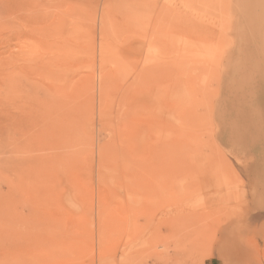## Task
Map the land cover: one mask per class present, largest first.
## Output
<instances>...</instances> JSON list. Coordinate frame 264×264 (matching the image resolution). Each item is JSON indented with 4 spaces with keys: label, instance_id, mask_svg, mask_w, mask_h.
<instances>
[{
    "label": "rangeland",
    "instance_id": "obj_1",
    "mask_svg": "<svg viewBox=\"0 0 264 264\" xmlns=\"http://www.w3.org/2000/svg\"><path fill=\"white\" fill-rule=\"evenodd\" d=\"M190 1L0 0V264H264V0Z\"/></svg>",
    "mask_w": 264,
    "mask_h": 264
},
{
    "label": "bare ground",
    "instance_id": "obj_2",
    "mask_svg": "<svg viewBox=\"0 0 264 264\" xmlns=\"http://www.w3.org/2000/svg\"><path fill=\"white\" fill-rule=\"evenodd\" d=\"M194 0H192V2H193ZM191 2V1H190ZM192 2H191V4H192ZM193 5V4H192ZM199 5V4H198ZM23 53H24V51H23ZM57 87V86H56ZM61 89H62V87H60ZM64 89V88H63ZM56 91H57V89H55ZM59 91V90H58ZM52 94V93H51ZM48 96V95H47ZM53 97V96H52ZM49 100V99H48ZM51 104V103H50ZM60 111V110H59ZM62 155V154H61ZM125 157V156H124ZM152 158V157H151ZM128 159V158H127ZM126 159V160H127ZM132 160V159H131ZM125 162H128V161H125ZM136 162H137V159H136ZM129 164V163H128ZM129 166H130V164H129ZM129 166H127V167H129ZM136 168V167H135ZM132 169H134V168H132ZM137 169V168H136ZM141 169H142V166H141ZM130 170V169H129ZM142 171V170H141ZM146 171H148V170H146ZM129 172V171H128ZM134 172H136V171H134ZM134 172H132V173H134ZM130 173V172H129ZM131 173V174H132ZM145 173V172H144ZM137 172H136V175L135 176H137ZM152 174V173H151ZM141 175V174H140ZM139 174H138V176H140ZM129 176V175H128ZM149 176V175H148ZM138 178H140V177H138ZM141 178H142V176H141ZM131 179V178H130ZM134 179H136V178H134ZM133 180V179H132ZM28 217H29V214H28Z\"/></svg>",
    "mask_w": 264,
    "mask_h": 264
},
{
    "label": "crops",
    "instance_id": "obj_3",
    "mask_svg": "<svg viewBox=\"0 0 264 264\" xmlns=\"http://www.w3.org/2000/svg\"><path fill=\"white\" fill-rule=\"evenodd\" d=\"M253 18V17H252ZM258 23V22H257Z\"/></svg>",
    "mask_w": 264,
    "mask_h": 264
}]
</instances>
